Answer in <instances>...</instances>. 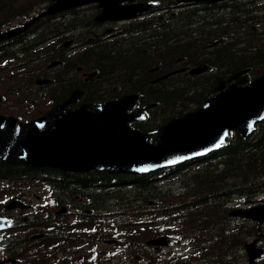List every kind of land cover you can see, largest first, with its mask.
I'll return each mask as SVG.
<instances>
[{
	"label": "trees",
	"instance_id": "16d2710c",
	"mask_svg": "<svg viewBox=\"0 0 264 264\" xmlns=\"http://www.w3.org/2000/svg\"><path fill=\"white\" fill-rule=\"evenodd\" d=\"M46 1L0 0V27L26 16L31 8ZM157 1L158 7L170 8L174 4V0ZM228 1L230 6L219 3L211 6L212 10L205 9L206 17L199 24L193 19V8L190 7L175 9L167 17L153 16L138 21L120 29L114 38L101 36L91 44L85 43L81 56L72 60L65 61L56 48L61 39L50 31L42 39L38 36H35L37 39H22L19 50L0 54V61L12 68L15 75L11 81L17 84L15 77L20 70L15 65L24 69L30 59L42 62L55 57L63 59L55 76L57 87L49 94L53 100L62 99L75 86L84 89V100H104L123 92L137 91L140 102L155 103L148 116L137 124L140 130L150 131L188 106L193 98L211 92L219 73L245 67L250 71L264 68V31L244 28L247 22L243 24L242 21H254V16L248 14L245 20L240 19L237 15H243L241 3ZM84 18L90 19L89 16ZM73 21L67 22L68 26L63 29L92 24L90 20ZM204 23L209 32L205 43L213 47L206 54L199 47H193V25L199 27ZM60 27L55 26V29L63 31ZM85 31L87 33L89 29ZM48 36L56 38L46 39ZM177 57H182L183 64L205 61L218 71L200 78L178 73L156 81L161 71L175 66ZM78 63L86 70L96 69L97 74L83 82L75 72ZM154 67L156 71L150 70ZM13 93L20 94L21 91L16 89ZM169 174L165 179L157 180L152 175L112 176L97 171L67 173L0 162V180L4 181L0 183V190L4 189L3 193L22 192L26 184L37 179L52 184V196L58 203L72 204L76 201L75 196L84 198L83 205L112 217L118 226L119 239L126 246L124 251L129 255H141L146 264H217L222 261L220 256L234 257L233 243L241 246L245 237L256 231L255 223L248 219L229 224L222 206L233 195L246 198L264 195V120L247 137L243 138L237 132L229 135L214 161L206 157L194 167L182 166ZM165 215L177 221L179 227L178 230L168 228L169 233L180 234L190 241L197 233L199 255L196 258L189 253L166 255L146 248L144 240L161 233L156 218ZM36 219V215L30 217V221ZM94 220L93 224L98 222L96 218ZM193 224L196 231H193ZM32 225L30 223L28 227ZM11 238L14 241L20 239L19 236ZM41 240L50 239L47 236ZM21 241L24 242L23 237Z\"/></svg>",
	"mask_w": 264,
	"mask_h": 264
},
{
	"label": "water",
	"instance_id": "95a60500",
	"mask_svg": "<svg viewBox=\"0 0 264 264\" xmlns=\"http://www.w3.org/2000/svg\"><path fill=\"white\" fill-rule=\"evenodd\" d=\"M97 1L102 6L98 20L118 19L135 15L146 7L142 3L120 4L124 0H55L43 13H53L65 7ZM214 1V0H213ZM19 30L0 34L4 38ZM204 70L192 68L191 73ZM239 73L224 88L221 81L214 90L218 94L202 99L204 105L195 111H184L150 133L129 125L140 109L129 112L136 94L118 99L82 104L75 102L81 92L74 90L62 103L54 105L43 115L27 122L0 114V161L24 166H52L69 171L99 170L107 173H141L184 161L219 146L229 129L246 136L253 123L264 118V71L249 82ZM244 83L243 85H240ZM235 214L264 221V207ZM255 241L245 244L250 264L261 249ZM155 237L148 244H163Z\"/></svg>",
	"mask_w": 264,
	"mask_h": 264
},
{
	"label": "rangeland",
	"instance_id": "374dc122",
	"mask_svg": "<svg viewBox=\"0 0 264 264\" xmlns=\"http://www.w3.org/2000/svg\"><path fill=\"white\" fill-rule=\"evenodd\" d=\"M90 7V6H89ZM89 9V8H88ZM75 14H77V15H80V13H72L71 15H75ZM89 21V18H83L82 19V21ZM121 23H118V24H116V26H118V25H120ZM189 106H193V104L192 103H189L188 104ZM44 188L40 185V184H38L37 182H30L28 185H26V186H24V191H23V194L25 195L23 198L25 199V201H27V202H33V201H35V202H41V201H45L46 200V191H44L43 190ZM8 195L10 194V193H7ZM15 214H18V213H15ZM249 239H251V238H249ZM248 239V240H249ZM247 240V241H248ZM112 244V243H111ZM99 245H100V247H102V249L104 248V247H107L108 245L107 244H105V243H99ZM262 245L264 246V241H263V243H262ZM158 249V248H157ZM174 249H176V250H179V248H174ZM163 249L161 248L160 250H159V253L160 254H163ZM128 257H130V256H128ZM133 257H135V256H133V254H131V257L130 258H133ZM126 260H124V259H122L121 257L120 258H117L116 256L113 258V259H110V263L111 264H121L122 262H125ZM241 261H243L242 259H241ZM127 262V264H144V262H143V260H141V261H138V260H134V259H131V261H126ZM247 262V261H246ZM8 264H12L11 262H8ZM239 264H243V262H241V263H239ZM260 264H264V260H261L260 261Z\"/></svg>",
	"mask_w": 264,
	"mask_h": 264
},
{
	"label": "flooded vegetation",
	"instance_id": "af4514ba",
	"mask_svg": "<svg viewBox=\"0 0 264 264\" xmlns=\"http://www.w3.org/2000/svg\"><path fill=\"white\" fill-rule=\"evenodd\" d=\"M240 3H241L242 13H243L244 17L246 18L247 15H248L246 13L248 11L247 6H245L246 3L245 2H240ZM244 22H248V21L247 20L246 21H242V23H244ZM45 29L54 32L61 39H65L67 37V34L64 31H61L59 29H55V26L52 25V24H47ZM79 45L82 48L85 45V43L82 40H79ZM84 81L85 80H83V82ZM100 86H101V84H100ZM1 211L5 212V209L3 207H1L0 208V212ZM11 212L10 213L8 212L7 214L9 215V217H11L10 219H11L12 222H13V218H14V221H16L17 218H18V215L14 214L15 216L12 217V213ZM19 223H20V221H19ZM16 236L18 237V235H13V234H7V235L3 236V240L4 241H3V245L0 247V251L2 252V257L0 258V260L4 261L5 264H8V262L13 261L15 259L13 254H11L9 251H6L5 249L7 248V245H8L7 243H10L11 241H13V239L11 237H16Z\"/></svg>",
	"mask_w": 264,
	"mask_h": 264
},
{
	"label": "bare ground",
	"instance_id": "6f19581e",
	"mask_svg": "<svg viewBox=\"0 0 264 264\" xmlns=\"http://www.w3.org/2000/svg\"><path fill=\"white\" fill-rule=\"evenodd\" d=\"M234 3H235V2H234ZM215 6H216V5H215ZM217 6H218V5H217ZM245 6H246V5H245ZM221 7H222V6H221ZM225 7H226V6H225ZM230 9H231V8H230ZM176 10H177V9H176ZM225 10H226V8H225ZM207 11H208V10H207ZM214 11H216V10H214ZM221 11H222V10H221ZM227 11H228V10H227ZM240 11H241V10H240ZM210 12H211V11H210ZM211 13H212V12H211ZM219 13H220V12H219ZM239 13H240V12H239ZM236 14H238V13H236ZM213 15H215V12H214ZM216 15H218V14H216ZM224 15H225V13H224ZM226 15H227V14H226ZM228 16H230V15H228ZM224 17H225V16H224ZM213 18H214V17H213ZM216 18H217V17H216ZM216 18H215V19H216ZM220 18H222V17H220ZM246 18H247V17H246ZM177 19H178V18H177ZM177 19H176V20H177ZM89 20H90V19H89ZM147 20H148V19H147ZM224 21H225V20H224ZM202 22H203V21H202ZM239 22H240V21H239ZM239 22H238V23H239ZM217 23H218V22H217ZM236 23H237V22H236ZM244 23H245V22H244ZM244 23H243V24H244ZM89 24H90V23H89ZM221 24H222V23H221ZM217 25H218V24H217ZM224 25H225V24H224ZM205 26H206V25H205ZM234 26H236V25H234ZM240 26H241V25H240ZM234 29H235V27H234ZM213 30H214V29H213ZM236 30H237V28H236ZM238 30H239V29H238ZM238 30H237V31H238ZM241 32H242V31H241ZM263 238H264V234H263Z\"/></svg>",
	"mask_w": 264,
	"mask_h": 264
}]
</instances>
